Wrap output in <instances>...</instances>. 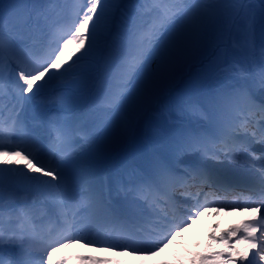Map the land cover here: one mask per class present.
Returning <instances> with one entry per match:
<instances>
[{"label":"snow or ice","instance_id":"1","mask_svg":"<svg viewBox=\"0 0 264 264\" xmlns=\"http://www.w3.org/2000/svg\"><path fill=\"white\" fill-rule=\"evenodd\" d=\"M234 31L247 63L178 93L131 151ZM212 206L252 215L189 264H264V0H0V264H67L74 244L154 257Z\"/></svg>","mask_w":264,"mask_h":264},{"label":"rangeland","instance_id":"2","mask_svg":"<svg viewBox=\"0 0 264 264\" xmlns=\"http://www.w3.org/2000/svg\"><path fill=\"white\" fill-rule=\"evenodd\" d=\"M257 23L258 24L256 25V32H257V37L259 39V44L256 45L255 50H256V54L258 56L259 50H260V47L262 44V37H261V25H260L259 21ZM231 35H232L231 36V43H230V47H229L230 50L228 52L227 62L225 65H230L233 63H239V64L244 65L247 63V61H246L247 53L239 47V44L242 40L241 33L238 31H234ZM207 62L211 63L212 61L209 60ZM207 62L204 60V63H207ZM201 64H202V61H201ZM203 66H204V64H202V67ZM199 82H200V80L197 81L196 83L198 84ZM192 89H194V87ZM169 111L170 110L165 111L164 109L160 110V107L155 106L146 115L145 120L143 121V124H142L143 125L142 131L139 134L140 136L138 135L139 139H141V141H142L141 145H143L155 133L163 132L165 129H167L168 127H170L173 124V122L175 121V117L174 118L171 117V115L168 113ZM30 118L32 119V121L34 123L40 122L39 113H31ZM228 216H229V214H227V213L219 214V212H217V213L213 212V213L206 214V215H203L201 213L199 215V217L196 218L195 221L193 222V225L197 224L198 226L195 227L194 229H192L193 225H190L188 228H186L183 231L185 233L188 232L189 236L188 237L185 236L182 239L177 240L178 244L170 246V248L167 251L165 249L162 252H160L158 254V256L160 258L159 257L157 258V256H155L156 258H154V259H151V258L145 259V258L139 257V256H136V257L129 256L126 253V254H122L118 257L120 259H121V257L125 258V259H123V261H125L126 259L128 261H126L125 263L122 262V260H118V262H116V261L115 262L117 264H137V262H139V264H164L165 263V259H164L165 257L167 258V261L170 262L171 257L173 259H177L178 257L181 256L183 259V262H181L180 264H189V259L194 257L196 254H201V253L207 254L210 252V249L211 250L213 248L217 249V250L219 249V244L210 240L209 235H208L204 238V241H205L204 244L206 247L204 251L202 249L203 244L201 243V245L199 247H195L198 249H196V250L194 249L190 253L184 252L185 246L187 248H189L191 246V239L193 238V234H198L200 231V228L203 225H209L210 224V221H209L210 217H212L214 219L216 217H219V219H221L222 222H224V220H227ZM200 222H202V223H200ZM211 226L212 227L210 229V231H211L210 234L217 235L214 226L212 224H211ZM78 247H80V246H78Z\"/></svg>","mask_w":264,"mask_h":264},{"label":"trees","instance_id":"3","mask_svg":"<svg viewBox=\"0 0 264 264\" xmlns=\"http://www.w3.org/2000/svg\"><path fill=\"white\" fill-rule=\"evenodd\" d=\"M258 22V21H257ZM258 24V23H257ZM256 24V25H257ZM231 36L232 35H225L221 40L217 41L216 43L219 44V47H215V45L213 47L207 48L206 50H204L199 57L194 60L191 65L189 67H191L193 64H200L201 61L203 62L206 59H209L211 56H213V58H211L210 60L212 61L211 63H204L203 67H200L199 69H197L196 71L193 72V75L190 76L185 83H183L182 88L177 92L176 96L178 95V93H187L189 95H191V89L196 85H199V83H201V81L203 80V82L205 81V78L212 74L213 71L218 67V66H223L226 64L227 62V55L229 52V47H230V43H231ZM255 45L258 44V37H257V32H256V28H255ZM186 72V70H185ZM201 80L198 84L196 83L197 81ZM176 96L174 97V99L176 98ZM173 99V100H174ZM172 101H165V106H169L172 104ZM163 105V104H162ZM169 108V107H167Z\"/></svg>","mask_w":264,"mask_h":264},{"label":"bare ground","instance_id":"4","mask_svg":"<svg viewBox=\"0 0 264 264\" xmlns=\"http://www.w3.org/2000/svg\"><path fill=\"white\" fill-rule=\"evenodd\" d=\"M216 219H217V218H215V220H216ZM209 228H210L209 226H207V227H206V226H203V227L201 228V230H200V233H199L200 235L198 236V238H199V239H200V238L202 239V238H204V236H208V235L210 234V233H209V232H210V231H209V230H210ZM243 247H244V246H243ZM243 247H242V248H243ZM212 248H213V247H212ZM212 251H217V250H215V249L213 248Z\"/></svg>","mask_w":264,"mask_h":264}]
</instances>
